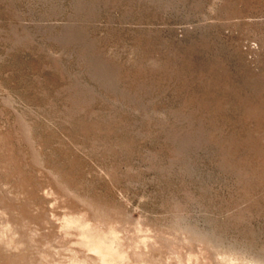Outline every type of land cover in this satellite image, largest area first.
Returning <instances> with one entry per match:
<instances>
[{"label": "rangeland", "instance_id": "obj_1", "mask_svg": "<svg viewBox=\"0 0 264 264\" xmlns=\"http://www.w3.org/2000/svg\"><path fill=\"white\" fill-rule=\"evenodd\" d=\"M0 264H264V0H0Z\"/></svg>", "mask_w": 264, "mask_h": 264}, {"label": "bare ground", "instance_id": "obj_2", "mask_svg": "<svg viewBox=\"0 0 264 264\" xmlns=\"http://www.w3.org/2000/svg\"><path fill=\"white\" fill-rule=\"evenodd\" d=\"M88 221V220H87ZM74 222V221H73ZM82 222V221H81ZM77 223V222H76ZM84 222H82L81 224H83ZM80 224V225H81ZM85 224V223H84ZM86 225V224H85ZM88 225V224H87ZM86 225V226H87ZM91 226V225H90ZM79 227V226H78ZM88 227V226H87ZM93 228V227H92ZM82 229H84V227L82 228ZM88 229H89V227H88ZM87 229V230H88ZM93 229H95V228H93ZM92 229V230H93ZM86 230V229H85ZM96 230V229H95ZM80 231H82L81 229H80ZM97 231V230H96ZM82 232H84V231H82ZM81 232V233H82ZM91 232V231H90ZM89 233V232H88ZM94 233H95V231H94ZM93 233V234H94ZM97 233V232H96ZM93 234L91 233V235H92V237H91V235L89 234H87L86 235V240H85V244H87V246H89V247H91V249H93L94 251H96L98 254H101L102 256H109L110 254H112V253H116V248L113 246V244H112V242H110V241H106L102 236V238L100 237V238H94L93 237ZM83 235H84V233H83ZM95 235V234H94ZM101 235V234H100ZM108 237V236H107ZM82 242V241H81ZM117 253H119V252H117ZM101 256V257H102ZM105 259V258H104Z\"/></svg>", "mask_w": 264, "mask_h": 264}]
</instances>
